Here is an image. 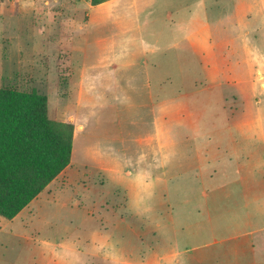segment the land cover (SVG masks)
Here are the masks:
<instances>
[{"label":"rangeland","instance_id":"obj_1","mask_svg":"<svg viewBox=\"0 0 264 264\" xmlns=\"http://www.w3.org/2000/svg\"><path fill=\"white\" fill-rule=\"evenodd\" d=\"M0 87L73 127L69 164L0 216V264H264L258 152L239 139L261 136L264 0H0ZM196 122L234 138L230 161L194 167Z\"/></svg>","mask_w":264,"mask_h":264},{"label":"trees","instance_id":"obj_2","mask_svg":"<svg viewBox=\"0 0 264 264\" xmlns=\"http://www.w3.org/2000/svg\"><path fill=\"white\" fill-rule=\"evenodd\" d=\"M72 131L48 117L44 94L0 87L1 217H15L69 164Z\"/></svg>","mask_w":264,"mask_h":264},{"label":"crops","instance_id":"obj_3","mask_svg":"<svg viewBox=\"0 0 264 264\" xmlns=\"http://www.w3.org/2000/svg\"><path fill=\"white\" fill-rule=\"evenodd\" d=\"M234 8H235V5H234ZM206 35H207V38H210V37H214V33H215V29L214 27H212L210 25V23H206ZM225 30L226 32L229 31L231 32L232 30H238V31H241L242 29L240 28H237L236 29V26H229V28L227 27L226 29H223ZM247 32V31H246ZM194 35V34H193ZM231 41V39L229 40H224L223 38L217 42V44H221L220 42H222V45L229 43ZM251 42H254V41H251ZM244 44V42H243ZM257 44V43H256ZM210 46L214 47L215 45V41L211 44H209ZM230 45V44H229ZM249 46H252L250 44V42L248 43ZM248 46V47H249ZM260 58V53H258L257 50H254L251 52L250 54V58ZM263 110H264V107H263ZM257 120L259 121V125H260V131H261V136L260 137H257L255 136L254 134L252 136L249 137H246L245 133V130L244 132H241V136H239V139L242 138V141L243 143H245L247 145L248 148H244V150L242 151L243 154H248V157H250V159H252V156H251V152L249 150L250 146L251 148L250 149H255L256 153L258 154V157H256V163H255V168H254V177H255V180H254V191L256 193L255 195V199L256 200H262L264 198V167L263 165L257 161V159H260V155H261V152L264 148V134L262 132V121L264 120L261 116V115H257ZM198 121V120H197ZM238 124V127L241 128V129H245V126H247L249 124V122L247 120H238L237 122ZM201 123L199 122H196L194 124V133H200V135H197V136H194V167L197 168V170L199 171H204L209 165H210V159L212 158V156H214L215 154H217L218 152H226L225 154V158L228 157V161L231 160V157L234 153V149H233V142H234V138H232V136L228 137L229 138V142H225V139L222 138V139H219L218 137L215 139L214 137V140L211 138L210 136V133L206 130H202V127H201ZM226 129V128H225ZM161 144V143H160ZM219 146H225V149L223 150H219ZM146 150V149H145ZM144 153L145 151L142 150ZM241 152V154H242ZM160 155V154H159ZM146 157V156H145ZM262 158H264V152L262 153ZM133 159V158H132ZM146 159V158H145ZM161 161L163 163H161ZM159 171L166 168V164L164 163V160L161 159V156H160V160H159ZM227 167H224L226 170H227ZM143 171H147V167H145L143 165ZM229 169V168H228ZM162 170V171H164ZM226 170H223L222 173L223 174H226V175H231V172L229 171H226ZM146 173V172H144ZM262 244H264L263 240H261ZM261 250H264V249H261ZM197 256L194 255V264L197 263L199 264L201 262L202 263V259H198L196 258Z\"/></svg>","mask_w":264,"mask_h":264}]
</instances>
